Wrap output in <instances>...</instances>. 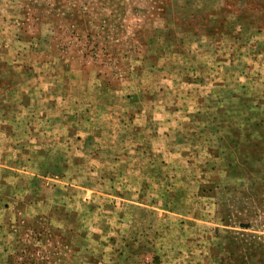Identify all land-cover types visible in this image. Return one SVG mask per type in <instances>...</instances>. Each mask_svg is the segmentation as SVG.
Masks as SVG:
<instances>
[{
	"label": "rangeland",
	"instance_id": "rangeland-1",
	"mask_svg": "<svg viewBox=\"0 0 264 264\" xmlns=\"http://www.w3.org/2000/svg\"><path fill=\"white\" fill-rule=\"evenodd\" d=\"M0 264H264V0H0Z\"/></svg>",
	"mask_w": 264,
	"mask_h": 264
}]
</instances>
